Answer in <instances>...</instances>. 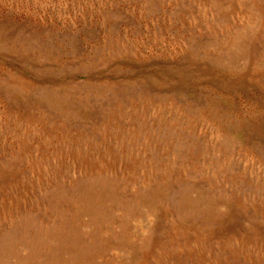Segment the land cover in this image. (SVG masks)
I'll return each instance as SVG.
<instances>
[{
	"label": "rangeland",
	"instance_id": "obj_1",
	"mask_svg": "<svg viewBox=\"0 0 264 264\" xmlns=\"http://www.w3.org/2000/svg\"><path fill=\"white\" fill-rule=\"evenodd\" d=\"M0 264H264V0H0Z\"/></svg>",
	"mask_w": 264,
	"mask_h": 264
}]
</instances>
